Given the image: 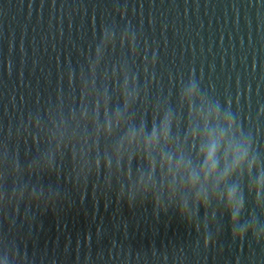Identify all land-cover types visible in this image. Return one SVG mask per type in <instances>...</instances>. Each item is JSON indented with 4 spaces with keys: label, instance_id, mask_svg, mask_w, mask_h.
I'll return each mask as SVG.
<instances>
[{
    "label": "water",
    "instance_id": "95a60500",
    "mask_svg": "<svg viewBox=\"0 0 264 264\" xmlns=\"http://www.w3.org/2000/svg\"><path fill=\"white\" fill-rule=\"evenodd\" d=\"M0 264H264V0H0Z\"/></svg>",
    "mask_w": 264,
    "mask_h": 264
},
{
    "label": "clouds",
    "instance_id": "9594fccd",
    "mask_svg": "<svg viewBox=\"0 0 264 264\" xmlns=\"http://www.w3.org/2000/svg\"><path fill=\"white\" fill-rule=\"evenodd\" d=\"M210 154H211V149H210Z\"/></svg>",
    "mask_w": 264,
    "mask_h": 264
}]
</instances>
